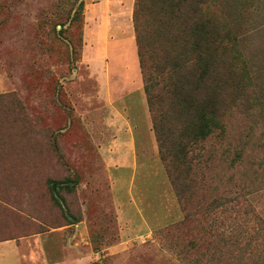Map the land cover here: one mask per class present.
Here are the masks:
<instances>
[{"label": "rangeland", "instance_id": "1", "mask_svg": "<svg viewBox=\"0 0 264 264\" xmlns=\"http://www.w3.org/2000/svg\"><path fill=\"white\" fill-rule=\"evenodd\" d=\"M134 3L0 0V243H21L10 249L20 254L36 250L38 263L62 257L64 264H264L261 238L251 240V256L239 253L251 237L239 230L248 223L250 231L257 230L256 221L235 213L232 230L228 215L234 212L206 208L227 186L218 181V191L205 186L197 194L202 205L176 195L143 88ZM256 5L246 13L250 23L241 30V41L260 72L256 83L264 87V31L257 27L264 0ZM125 34L131 43L123 42V49L111 43L107 51V39ZM120 61H128L129 68ZM121 70L125 76L134 72L132 83ZM108 74L110 83L114 77L119 81L116 89ZM116 114L136 133L129 177H114L106 161ZM239 116L231 126L237 138L232 149L249 143L248 157L256 159L262 155L256 146L264 144V117L259 131L246 138L252 119ZM216 143L207 140L202 153ZM216 165L222 181L233 174L223 161ZM201 171L207 182L212 170ZM235 172L233 177L241 178ZM254 195L255 211L264 219V194ZM118 198L132 215L125 223L126 243L120 240Z\"/></svg>", "mask_w": 264, "mask_h": 264}, {"label": "trees", "instance_id": "2", "mask_svg": "<svg viewBox=\"0 0 264 264\" xmlns=\"http://www.w3.org/2000/svg\"><path fill=\"white\" fill-rule=\"evenodd\" d=\"M261 1L135 0L133 9L137 57L152 128L176 195L180 201L188 196L202 205L197 194L205 186L216 191L217 181L227 186L210 198L206 208L210 213L234 212L228 215L234 223L232 230L237 213L244 221L259 224L252 232L249 223L239 230L251 233L239 251L247 257L253 252L251 240L264 242V219L253 204L255 193L264 194V144L256 146L262 155L249 159V143L232 149L237 138L231 126L240 114L250 117L252 124L244 136L251 138L259 131V118L264 117V87L256 83L260 72L241 41V30L250 23L246 13ZM75 16L79 18L80 13ZM257 27L264 31V18ZM209 139L217 143L204 155L202 146ZM220 161L241 178L231 174L222 181L216 172ZM202 168L212 170L207 182ZM217 219L214 215L213 222ZM234 244L227 250L231 255ZM258 253L264 255V250L259 248Z\"/></svg>", "mask_w": 264, "mask_h": 264}, {"label": "crops", "instance_id": "3", "mask_svg": "<svg viewBox=\"0 0 264 264\" xmlns=\"http://www.w3.org/2000/svg\"><path fill=\"white\" fill-rule=\"evenodd\" d=\"M132 39L128 34L121 35V36H114L106 40L105 45L106 49L108 51V45L111 43L117 44L118 47H121V49L125 48L124 43L129 42L131 43ZM127 46V44H126ZM119 66H123L126 70L129 68V62L128 61H120ZM109 67V63L108 66ZM124 68H121L124 72ZM119 73L123 76L124 81H127L128 83H132L133 79L132 76H134V72H131V74L125 76L121 72ZM134 70V69H133ZM108 71V68H107ZM109 77V74H108ZM118 82L115 77L112 83H110V77H109V86L110 88L116 89ZM115 118V124L112 127V131L114 132L115 137H112L109 140V147H112V150L106 151V161L108 162V167L110 171L112 172L113 176L115 175H121L124 174L125 176L129 177V174L132 172V169L135 167L136 163V155L134 153V148L136 145V133L133 127H130V125L125 122L122 123V117H119L118 114H116ZM119 202L116 204V211L118 214V217L120 218V224H121V233H120V240L124 243L127 242V236L128 231L130 229H127L126 227V221L129 220L132 215L130 214L131 210L128 208V206L118 198ZM140 216V214H139ZM137 214L135 217H139ZM137 229H133L135 232ZM140 231V230H138ZM36 238V236H34ZM21 243H11V242H1L0 243V264H64V259L62 257H56L51 259H44L42 262L38 263L37 257L38 253L36 250H30L23 254H20L19 251H10L11 248L14 246L18 248V246Z\"/></svg>", "mask_w": 264, "mask_h": 264}]
</instances>
